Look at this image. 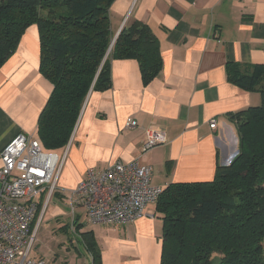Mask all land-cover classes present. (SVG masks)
Here are the masks:
<instances>
[{"label": "crops", "instance_id": "1", "mask_svg": "<svg viewBox=\"0 0 264 264\" xmlns=\"http://www.w3.org/2000/svg\"><path fill=\"white\" fill-rule=\"evenodd\" d=\"M109 16L114 40L135 21L152 29L161 71L145 83L137 60H111V87L88 94L69 143L57 153L63 161L54 195L69 203L89 169L134 161L152 169V185L160 188L214 180L217 167L238 150L230 115L261 103L257 91L239 89L227 73L230 65H264V0H115ZM40 57L33 25L0 67V153L18 134L38 137V120L53 91L40 73ZM128 120L137 126L127 128ZM150 132L165 141L144 152ZM59 214L57 207L52 215ZM73 216L66 229L79 239L91 232L102 264H161L156 204L125 225L87 220L94 227L86 229L81 216Z\"/></svg>", "mask_w": 264, "mask_h": 264}, {"label": "trees", "instance_id": "2", "mask_svg": "<svg viewBox=\"0 0 264 264\" xmlns=\"http://www.w3.org/2000/svg\"><path fill=\"white\" fill-rule=\"evenodd\" d=\"M114 1L0 0V67L29 27L39 31V70L53 86L37 128L47 152L65 149L88 94L111 87V60H137L145 83L161 71L159 40L148 25L127 24L114 41ZM227 78L257 91L261 104L230 115L238 155L217 167L214 180L162 188L155 203L161 264H264V65H230ZM80 238L92 264H102L93 234Z\"/></svg>", "mask_w": 264, "mask_h": 264}, {"label": "built area", "instance_id": "3", "mask_svg": "<svg viewBox=\"0 0 264 264\" xmlns=\"http://www.w3.org/2000/svg\"><path fill=\"white\" fill-rule=\"evenodd\" d=\"M128 127H136L128 120ZM213 120L210 127L215 129ZM150 132L144 152L163 143ZM238 150L227 160L230 165ZM0 264H44L30 259L43 216L56 192L62 165L59 155L45 151L32 136L18 134L0 153ZM162 188L152 185V169L138 162L116 163L103 171L89 169L70 200L72 212L84 209L94 225H125L145 215Z\"/></svg>", "mask_w": 264, "mask_h": 264}, {"label": "rangeland", "instance_id": "4", "mask_svg": "<svg viewBox=\"0 0 264 264\" xmlns=\"http://www.w3.org/2000/svg\"><path fill=\"white\" fill-rule=\"evenodd\" d=\"M69 203L65 198L53 196L38 228L30 259L43 261L44 264H92V257L84 249L82 242L66 229V226L70 227L74 217ZM57 207L60 214L54 217L52 213ZM83 211L84 209L77 208L76 216H81L80 220L85 222L86 229L93 228L84 217ZM215 256L217 263L219 256L214 255L213 258Z\"/></svg>", "mask_w": 264, "mask_h": 264}, {"label": "water", "instance_id": "5", "mask_svg": "<svg viewBox=\"0 0 264 264\" xmlns=\"http://www.w3.org/2000/svg\"><path fill=\"white\" fill-rule=\"evenodd\" d=\"M114 41H115V40H114ZM114 41H113L112 45L114 44Z\"/></svg>", "mask_w": 264, "mask_h": 264}]
</instances>
